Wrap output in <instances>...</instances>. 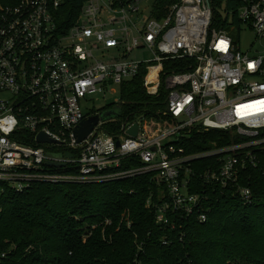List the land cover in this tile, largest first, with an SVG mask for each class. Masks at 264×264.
<instances>
[{"label": "built area", "instance_id": "2783aa9c", "mask_svg": "<svg viewBox=\"0 0 264 264\" xmlns=\"http://www.w3.org/2000/svg\"><path fill=\"white\" fill-rule=\"evenodd\" d=\"M219 1L82 0L77 14L68 15L60 10L65 0L0 4V194L39 181L148 174L158 202L150 197L146 205L156 223L170 228L173 215L205 222L216 188L249 202L251 190L239 174L259 163L255 149L264 147V0ZM213 4L221 25H212ZM243 25L257 45L245 51L231 35ZM142 71L147 94L165 91L159 118L136 114L118 131L121 113L99 120L77 142L81 122L121 108L120 85ZM90 94L116 96L84 113ZM135 123L132 136L127 129ZM195 128L227 131L240 141L187 152L183 141ZM39 132L52 141L37 142ZM194 162L208 164L198 173V191Z\"/></svg>", "mask_w": 264, "mask_h": 264}, {"label": "trees", "instance_id": "16d2710c", "mask_svg": "<svg viewBox=\"0 0 264 264\" xmlns=\"http://www.w3.org/2000/svg\"><path fill=\"white\" fill-rule=\"evenodd\" d=\"M81 3L65 0L60 10L77 14ZM215 4L213 26L222 24ZM160 91L157 96L145 92L143 71L123 82L122 115L113 128L119 131L121 122L140 113L159 118L165 106V91ZM234 141L240 139L227 131L195 128L183 145L194 152ZM255 152L259 163L239 174L240 183L251 190L249 202L230 188H216L206 204L205 222L173 215L174 228L156 223L155 210L146 205L150 197L158 202V186L148 174L86 183L39 181L22 191L4 187L0 264H264V147ZM199 163L191 164L196 191L202 184L198 173L208 168Z\"/></svg>", "mask_w": 264, "mask_h": 264}, {"label": "rangeland", "instance_id": "374dc122", "mask_svg": "<svg viewBox=\"0 0 264 264\" xmlns=\"http://www.w3.org/2000/svg\"><path fill=\"white\" fill-rule=\"evenodd\" d=\"M231 35L233 36L235 41H237L238 45L243 51L250 49V47L254 48L257 46L255 43L256 35L254 31L251 30L247 25L241 26L240 32L237 29L231 31ZM143 54L144 52L140 51L138 53H134L133 56L137 58L143 56ZM115 96L116 95L110 96L108 94L105 97L99 94L87 95L86 99L82 101L84 113H90L101 109L107 103H109ZM62 173L68 172L63 171ZM84 238L86 237L84 236Z\"/></svg>", "mask_w": 264, "mask_h": 264}, {"label": "water", "instance_id": "95a60500", "mask_svg": "<svg viewBox=\"0 0 264 264\" xmlns=\"http://www.w3.org/2000/svg\"><path fill=\"white\" fill-rule=\"evenodd\" d=\"M121 114V108L119 106L115 107L114 109L104 110L101 111L99 114L90 115L85 118L81 124L74 130L75 136L77 138V142L83 140L95 127L99 120H106L113 117H117ZM137 124H133L129 129H127V133L135 136L137 133ZM37 142L44 143V142H51L52 140L48 138L43 132H39L37 135ZM56 167H61L64 164H52Z\"/></svg>", "mask_w": 264, "mask_h": 264}]
</instances>
